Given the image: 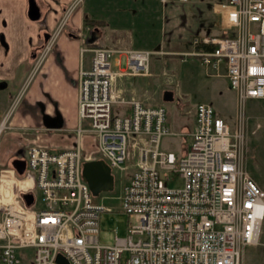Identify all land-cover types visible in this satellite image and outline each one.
<instances>
[{
  "label": "built area",
  "instance_id": "1",
  "mask_svg": "<svg viewBox=\"0 0 264 264\" xmlns=\"http://www.w3.org/2000/svg\"><path fill=\"white\" fill-rule=\"evenodd\" d=\"M212 6L222 34L194 37L211 46L181 54L197 57L216 74L224 67L235 94L233 124L210 102L198 101L190 131L170 128L163 104L114 92L117 75L149 71L154 50H122L127 67L121 70L112 65L119 49L83 46L91 55L78 71V118H87L89 126L78 125L71 146L28 145L25 165L39 195L35 199L31 191L26 204L22 192L0 191V264H61L58 253L68 264H241L244 246L259 241L264 217V189L244 165L245 100L264 99V0H214ZM114 102L127 104L129 112H114ZM4 127L2 118L0 131ZM85 130L95 141L86 153ZM186 135L189 145L180 152L163 143L166 136ZM91 158L110 169L130 168L119 197L133 220L113 243L98 240L106 206L82 174V161ZM173 173L182 179L179 186L167 185Z\"/></svg>",
  "mask_w": 264,
  "mask_h": 264
},
{
  "label": "crops",
  "instance_id": "2",
  "mask_svg": "<svg viewBox=\"0 0 264 264\" xmlns=\"http://www.w3.org/2000/svg\"><path fill=\"white\" fill-rule=\"evenodd\" d=\"M36 1L41 13L31 19L27 0H0V120L4 118L6 125L0 131V174L14 177V181H6V187L1 186V193L34 191L33 174L26 172L25 165L29 144L42 143L52 150L71 146L76 142L78 125L89 126L87 118H78V71L91 55L89 49L81 50L83 46L99 43L119 49L112 55V65L124 70L121 56L126 63L127 56L122 50L130 48L174 52L181 60L190 59L192 56L181 52L205 47L193 38L206 34L204 22L209 13L219 28L211 32H222L220 18L213 10L214 0H201L207 9H202L198 0H109L111 7L100 10L82 6L84 0ZM86 17L96 21L88 23ZM86 25L93 28L92 32ZM135 42L140 45L135 46ZM138 74L148 75L150 71L117 75L114 92L136 96L131 77ZM149 98L141 99L145 104H161L147 103ZM112 110L127 113L129 106L114 102ZM191 114V124L182 122L178 129H192L193 110ZM92 137L90 131L82 132V152ZM12 183H18L20 189H13Z\"/></svg>",
  "mask_w": 264,
  "mask_h": 264
},
{
  "label": "rangeland",
  "instance_id": "3",
  "mask_svg": "<svg viewBox=\"0 0 264 264\" xmlns=\"http://www.w3.org/2000/svg\"><path fill=\"white\" fill-rule=\"evenodd\" d=\"M90 1L93 2L92 6L88 3ZM198 1L202 9H207L205 1ZM81 4L90 8L97 6V10L111 7L109 6V0H104V2H101V0H84ZM214 21L215 16L209 13V19L204 22L206 34H217V32H211L213 28H215V31L219 29L213 25ZM134 45L140 44L135 42ZM177 54L174 52L162 54L161 52L151 51L148 56L150 74H138L131 77L135 95L138 98L150 97L146 101L147 103L163 104L169 117L168 124L174 130H178L182 122L191 124L193 104L200 100L212 103L214 108L230 124H233L235 96L227 77L224 75V67L220 68L218 75L214 71V74H211L210 69L201 65L197 57L181 60L179 58L181 56ZM120 67H127L124 55L121 56ZM164 89L172 90L174 95L173 100L165 101L162 99V91ZM132 94L134 95V93H129V96ZM121 96L125 98L129 97L124 93H121ZM245 109L247 122L244 165L264 189V99L248 98L245 100ZM256 121L260 122L259 126H256ZM92 141L93 139H90L88 144L86 143L85 153L94 150ZM189 142V135H186L184 138L166 136L163 140L164 145L176 150L178 147L185 148L189 145ZM129 171L130 168L120 170L112 167L111 172L114 176L113 188L101 190L96 194V199L102 201L106 206V209L99 214L98 240L101 243H113L116 236H124L127 232L128 222L133 220L132 216H128L127 212L122 210L119 197ZM26 172L32 173L29 169H26ZM171 175V178L167 180V185L179 186L182 183L179 174L173 173ZM32 192L36 196L35 199H37L39 194L33 190ZM241 264H264V217L259 241L244 246Z\"/></svg>",
  "mask_w": 264,
  "mask_h": 264
},
{
  "label": "water",
  "instance_id": "4",
  "mask_svg": "<svg viewBox=\"0 0 264 264\" xmlns=\"http://www.w3.org/2000/svg\"><path fill=\"white\" fill-rule=\"evenodd\" d=\"M40 7L36 0H27V15L31 19H37L40 16ZM47 34H45L46 36ZM164 100L173 98L172 90L164 89L162 93ZM23 166L19 169L22 170ZM82 174L86 179L93 194H98L101 190L113 188L114 178L110 166L101 158H91L82 161ZM21 196L26 204L33 199L32 192H22ZM57 261L61 264H68V261L61 254H57Z\"/></svg>",
  "mask_w": 264,
  "mask_h": 264
},
{
  "label": "clouds",
  "instance_id": "5",
  "mask_svg": "<svg viewBox=\"0 0 264 264\" xmlns=\"http://www.w3.org/2000/svg\"><path fill=\"white\" fill-rule=\"evenodd\" d=\"M232 22L233 23L237 22V20L235 18V15H233ZM6 181H14V177H12V176L5 177L3 174H0V186H5L6 187L7 186ZM11 187L13 189H20V186H19L18 183H12ZM20 190L21 191H26L27 189H20ZM2 202H3V197L0 196V203H2Z\"/></svg>",
  "mask_w": 264,
  "mask_h": 264
},
{
  "label": "trees",
  "instance_id": "6",
  "mask_svg": "<svg viewBox=\"0 0 264 264\" xmlns=\"http://www.w3.org/2000/svg\"><path fill=\"white\" fill-rule=\"evenodd\" d=\"M85 21L92 24L96 20L95 19H92V18L90 19V18L86 17ZM221 34H222V32H221ZM198 44H200V43H198ZM202 45L205 46V47L211 46V44H208V43H202Z\"/></svg>",
  "mask_w": 264,
  "mask_h": 264
}]
</instances>
